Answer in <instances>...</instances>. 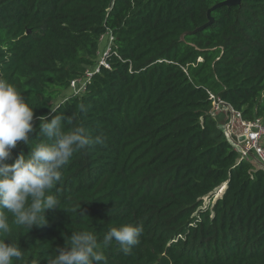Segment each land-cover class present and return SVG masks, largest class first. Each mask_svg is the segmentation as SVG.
I'll return each mask as SVG.
<instances>
[{
    "label": "trees",
    "instance_id": "obj_1",
    "mask_svg": "<svg viewBox=\"0 0 264 264\" xmlns=\"http://www.w3.org/2000/svg\"><path fill=\"white\" fill-rule=\"evenodd\" d=\"M220 2L0 0V79L36 117L50 120L58 108L65 131L82 126L103 139L62 166L46 225L17 226L8 213L3 238L24 253L13 264H50L82 230L97 237L100 264H264V170L240 160L210 98L247 122L264 119V0L219 8L210 27L181 39ZM107 34L108 67L84 93L65 96L97 66ZM40 142L47 138L33 133L29 146ZM29 146L18 142L6 162ZM124 224L143 227L129 254L114 240L103 244Z\"/></svg>",
    "mask_w": 264,
    "mask_h": 264
},
{
    "label": "clouds",
    "instance_id": "obj_2",
    "mask_svg": "<svg viewBox=\"0 0 264 264\" xmlns=\"http://www.w3.org/2000/svg\"><path fill=\"white\" fill-rule=\"evenodd\" d=\"M51 113L56 115L50 120L47 115L36 117L34 107L18 88L0 79V264H13L14 258L20 260L24 254L19 245L3 238L11 232L8 213L17 226L31 230L46 225L45 213L59 205L58 198L48 193L61 181L62 166L75 152L103 143L100 136L91 138L82 126L65 131V116L58 108H51ZM35 120L39 121L38 128ZM33 133L42 134L47 142L30 147ZM18 142L28 145L29 153H21L13 163H7ZM142 232V225L111 227L103 244L108 246L114 240L129 254L139 244ZM105 260L97 237L82 230L71 234L69 246L61 248L50 264H100Z\"/></svg>",
    "mask_w": 264,
    "mask_h": 264
},
{
    "label": "built area",
    "instance_id": "obj_3",
    "mask_svg": "<svg viewBox=\"0 0 264 264\" xmlns=\"http://www.w3.org/2000/svg\"><path fill=\"white\" fill-rule=\"evenodd\" d=\"M105 37L108 39V44L104 57L99 59L97 66L89 68L83 78L71 82L65 96L70 93H84L92 77L100 72V67H108L106 60L112 51L114 38L111 34H107ZM210 98L213 105L211 115L215 118L222 114L226 115L227 119L223 124V131L228 138L232 139L233 146L240 155V160L247 159L253 163L255 161L257 167L264 170V119L247 122L243 120L240 112L234 110L232 106L222 101L219 97L210 94Z\"/></svg>",
    "mask_w": 264,
    "mask_h": 264
},
{
    "label": "water",
    "instance_id": "obj_4",
    "mask_svg": "<svg viewBox=\"0 0 264 264\" xmlns=\"http://www.w3.org/2000/svg\"><path fill=\"white\" fill-rule=\"evenodd\" d=\"M243 1H244V0H221L220 3L216 4L214 7H212V8L207 12V19H208V22H207L204 26H202V27H200V28H198V29H196V30H194V31H192V32H185V33L182 35L181 39H182V40H185V37H187V36H191V35H195V34H197V33H200V32H202V31H204L206 28L210 27V26L214 23V19H213V17H212V13H213L215 10H217V9H219V8H222V7H224V6H226V7L240 6V5L242 4Z\"/></svg>",
    "mask_w": 264,
    "mask_h": 264
},
{
    "label": "rangeland",
    "instance_id": "obj_5",
    "mask_svg": "<svg viewBox=\"0 0 264 264\" xmlns=\"http://www.w3.org/2000/svg\"><path fill=\"white\" fill-rule=\"evenodd\" d=\"M107 44H108V39H107V37H104V39L102 40V42H100V47H101V49H100V52H99V53H100V54H99V59H100L101 57H104V54H105V50H106ZM99 59H98V61H99ZM226 119H227V118H226V115H225V114H222L220 121L218 120V122H219V124H220V126H221L222 128H223V124L225 123ZM228 139H229L230 142L233 144L232 139H230V138H228ZM254 165L257 166V164L255 163V161H254ZM224 190H225V188L220 189V190H218V191H215L216 193H215L213 199L216 200L217 198L221 197L222 194H223V191H224ZM210 199H211V195H209L208 197L205 198V201H204V207L208 206V204H209L210 201H211Z\"/></svg>",
    "mask_w": 264,
    "mask_h": 264
},
{
    "label": "crops",
    "instance_id": "obj_6",
    "mask_svg": "<svg viewBox=\"0 0 264 264\" xmlns=\"http://www.w3.org/2000/svg\"><path fill=\"white\" fill-rule=\"evenodd\" d=\"M221 116H222V115H221ZM221 116H219V117H218V118H216V119L220 121V119H221Z\"/></svg>",
    "mask_w": 264,
    "mask_h": 264
}]
</instances>
